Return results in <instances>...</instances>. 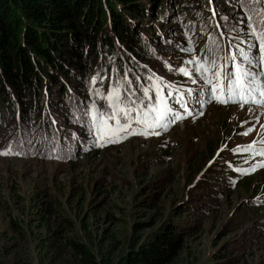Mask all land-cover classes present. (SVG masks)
Masks as SVG:
<instances>
[{
	"label": "trees",
	"instance_id": "trees-1",
	"mask_svg": "<svg viewBox=\"0 0 264 264\" xmlns=\"http://www.w3.org/2000/svg\"><path fill=\"white\" fill-rule=\"evenodd\" d=\"M234 3L238 11L225 7ZM210 8H215L226 38L245 45L239 42L249 40L244 34L247 9L238 0H0V129L8 123L13 128V137L0 140V148L11 145L13 153L23 157L31 152L38 158L64 161L82 151L104 150L84 126L89 121L83 114L91 104L93 72L105 69L123 78L127 71L137 85L136 75L143 82L153 74L160 77L149 61H163L157 57L161 44L183 49L186 44L180 39L191 37L196 45L204 38L202 50L208 51L212 39L221 47ZM152 19L168 20L175 26L174 36H168L166 29L149 27ZM78 128L90 138L81 140ZM106 189L100 179L92 184L79 181L63 194L79 221L77 228L71 215L58 214L63 203L55 183L34 187L22 198L27 227L11 219V229L19 237L31 235L41 264H174L185 238L197 233L198 225L165 216L163 207L158 210L159 192L152 191L143 205L154 214L132 222L122 247L115 234L97 235L86 225L91 210L103 200L96 202L95 196ZM185 211L179 207L174 216ZM30 216L50 229L49 234L35 233ZM225 255L215 253L199 264H239L235 256Z\"/></svg>",
	"mask_w": 264,
	"mask_h": 264
},
{
	"label": "rangeland",
	"instance_id": "rangeland-1",
	"mask_svg": "<svg viewBox=\"0 0 264 264\" xmlns=\"http://www.w3.org/2000/svg\"><path fill=\"white\" fill-rule=\"evenodd\" d=\"M226 6L232 11L239 10L235 3ZM214 9L210 8V11ZM231 14L228 18L232 21ZM205 25L201 24L202 27ZM151 26L162 31L166 29L168 36L173 34L175 27L168 25V20L161 22L157 19H152ZM244 34L247 35V31ZM188 39H180L179 43L184 42L186 48ZM202 43L204 38L196 48ZM192 47L196 50L194 44ZM157 54L163 61L153 58L149 64L161 78L175 82L177 87H197L176 71L187 66L183 62L192 58V53L183 51L180 45L173 48L171 43H164ZM118 77L114 75V82L109 78L102 79L103 85L89 87L91 103L95 102L99 108L103 99L95 95L94 89L106 95L117 82L123 84ZM133 84L132 81L131 86ZM196 97L189 103L195 102ZM191 111L192 115L188 116L181 109L185 118L159 136L130 135L120 142L101 146L104 150L82 151L65 161L56 157L38 158V154L31 152L24 157L0 154V264H41L36 258L35 240L28 233L19 237L10 224L11 219H16L23 229L27 227V215L21 214L22 198L33 192L34 187L43 188L47 183H55L58 192L61 191L58 196L63 203L58 214L71 215L78 228L79 221L72 216L65 200L67 196L63 194L79 181L92 184L98 179L108 190L98 194L97 198L95 196L96 202L103 200L91 210L92 216L86 221L87 228L94 234L103 235L104 231L105 237L115 234L124 247L132 222L146 221L154 214L143 204L147 203L152 191H157L158 210L163 207L165 216L198 225L197 233L185 238L184 248L174 264L203 263L215 253L235 256L239 264H264V168H257L249 174L238 171L251 168L264 161V157L234 151L262 138L257 133L264 125V108L245 105L241 109L238 104L223 106L216 103H207L201 108L194 103ZM201 111L203 115H200ZM10 124L0 129L1 141L13 137ZM253 125L255 131L247 136L240 134ZM132 127L139 129L141 125L134 123ZM78 133L84 137L81 140L90 138L79 128ZM257 147L264 145L258 144ZM4 151L0 148V153ZM63 153L67 158V152ZM179 207L187 211L174 216ZM33 218L30 216V223ZM32 221L35 233L49 234L50 229ZM51 225L57 227L54 218Z\"/></svg>",
	"mask_w": 264,
	"mask_h": 264
},
{
	"label": "snow or ice",
	"instance_id": "snow-or-ice-1",
	"mask_svg": "<svg viewBox=\"0 0 264 264\" xmlns=\"http://www.w3.org/2000/svg\"><path fill=\"white\" fill-rule=\"evenodd\" d=\"M247 9L246 17L248 29L247 35L250 40H241L239 43L247 44V50L240 48L237 44L236 52L227 56L219 55V44L212 39V46L209 47V56H193L183 63L176 71L187 77L192 84H197L198 79L203 81L195 103L201 108L206 103L217 102L223 105L234 103L241 109L245 105H254L264 108V0H238ZM215 15V12H213ZM243 22V21H241ZM223 35V34H222ZM193 41L189 37L188 47L182 50L187 53L194 51ZM257 49L258 55L252 54V49ZM237 54L241 62H237ZM171 70V66L169 65ZM254 68L260 71H253ZM131 71V70H128ZM128 72H125L127 88L117 82L110 87L105 95L94 89L95 95L105 101L103 109L97 107L93 102L91 109L83 115L89 117L85 122L87 132L93 136L97 146H104L107 143L120 142L130 135L159 136L162 131H167L171 124L184 119L180 111L172 107V103L179 105L188 116L192 115L189 107V100L195 91L192 88L181 89L173 83H168L163 78L148 76L149 84L146 86L140 83V77L136 80L139 88H133L132 81L127 79ZM96 84V78L92 79ZM167 94L165 95V90ZM142 90L141 95H137ZM188 97L186 99L185 97ZM205 96L207 97L205 99ZM252 111V108H249ZM203 115V111L200 112ZM259 117H257V122ZM141 125L139 129L133 128V124ZM247 123V122H245ZM255 125L240 133L247 136L255 131ZM261 131L257 133L262 137L260 140H253L250 144L234 149L236 152L248 153L249 155L264 157V125L260 126ZM0 154L10 155L13 153L11 145ZM257 168H264V161H259L249 169H238L241 174H249Z\"/></svg>",
	"mask_w": 264,
	"mask_h": 264
},
{
	"label": "bare ground",
	"instance_id": "bare-ground-1",
	"mask_svg": "<svg viewBox=\"0 0 264 264\" xmlns=\"http://www.w3.org/2000/svg\"><path fill=\"white\" fill-rule=\"evenodd\" d=\"M213 12H214V11H210V13H211V15H212V17H213L212 20L214 21V20H215V15H213Z\"/></svg>",
	"mask_w": 264,
	"mask_h": 264
}]
</instances>
